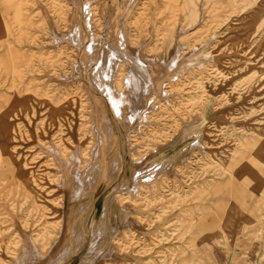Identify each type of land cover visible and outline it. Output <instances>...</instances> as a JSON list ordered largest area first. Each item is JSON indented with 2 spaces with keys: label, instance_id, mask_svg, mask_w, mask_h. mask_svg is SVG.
<instances>
[{
  "label": "rangeland",
  "instance_id": "rangeland-1",
  "mask_svg": "<svg viewBox=\"0 0 264 264\" xmlns=\"http://www.w3.org/2000/svg\"><path fill=\"white\" fill-rule=\"evenodd\" d=\"M0 264H264V0H0Z\"/></svg>",
  "mask_w": 264,
  "mask_h": 264
},
{
  "label": "bare ground",
  "instance_id": "bare-ground-1",
  "mask_svg": "<svg viewBox=\"0 0 264 264\" xmlns=\"http://www.w3.org/2000/svg\"><path fill=\"white\" fill-rule=\"evenodd\" d=\"M119 113V112H118ZM120 116V115H119ZM60 210H62V208H60Z\"/></svg>",
  "mask_w": 264,
  "mask_h": 264
}]
</instances>
